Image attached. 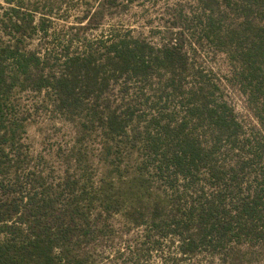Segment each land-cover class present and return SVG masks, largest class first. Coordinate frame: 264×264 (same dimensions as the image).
<instances>
[{
  "label": "trees",
  "instance_id": "trees-1",
  "mask_svg": "<svg viewBox=\"0 0 264 264\" xmlns=\"http://www.w3.org/2000/svg\"><path fill=\"white\" fill-rule=\"evenodd\" d=\"M157 1L0 0V264H264V0Z\"/></svg>",
  "mask_w": 264,
  "mask_h": 264
},
{
  "label": "rangeland",
  "instance_id": "rangeland-1",
  "mask_svg": "<svg viewBox=\"0 0 264 264\" xmlns=\"http://www.w3.org/2000/svg\"><path fill=\"white\" fill-rule=\"evenodd\" d=\"M176 1L158 0L156 3L147 2L145 5H135L127 13L122 15L119 20L123 25L136 29V31L142 33L145 37L157 40V36H152L153 34L150 30L152 26L155 27L164 21L160 16L164 12L167 13V9L164 7ZM78 3H80V0H65L63 4L64 8L61 10L56 21L57 27L64 26L67 23L70 25V23L74 22L76 12L73 10L66 12L65 8H68L67 5L72 4L75 5L74 7H77ZM74 7L71 9H74ZM155 40L153 41L156 42ZM205 64L219 75L227 74L228 62L225 56L211 55L206 59ZM227 96L235 109L237 117L243 122H251L252 116L247 110L244 97L235 90H228ZM27 138L33 151L40 152L57 144H63L71 139V128L68 124L60 121L38 120L37 122L29 124Z\"/></svg>",
  "mask_w": 264,
  "mask_h": 264
}]
</instances>
